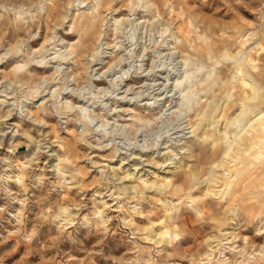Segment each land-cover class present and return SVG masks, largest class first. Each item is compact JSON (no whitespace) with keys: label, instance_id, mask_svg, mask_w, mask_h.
<instances>
[{"label":"rangeland","instance_id":"1","mask_svg":"<svg viewBox=\"0 0 264 264\" xmlns=\"http://www.w3.org/2000/svg\"><path fill=\"white\" fill-rule=\"evenodd\" d=\"M263 126L264 0H0V264H264Z\"/></svg>","mask_w":264,"mask_h":264},{"label":"bare ground","instance_id":"2","mask_svg":"<svg viewBox=\"0 0 264 264\" xmlns=\"http://www.w3.org/2000/svg\"><path fill=\"white\" fill-rule=\"evenodd\" d=\"M105 25V24H104ZM91 28V27H90ZM92 29L94 30V29H96V25H94L93 24V26H92ZM101 33V32H100ZM90 34V33H89ZM91 35V34H90ZM99 37V36H98ZM102 36L100 35V37H99V39H98V41H97V44H96V46L97 47H95L96 49H97V51L99 50V48H100V41L99 40H101L102 41ZM93 39V38H92ZM85 42V43H84ZM83 43H84V45H83V47L82 48H87V47H90L91 46V37L89 38V36H85V39L83 40ZM87 43V46H85V44ZM82 48L80 49L79 47L78 48H76V52H77V55H79V56H81L82 54H83V50H82ZM78 49V50H77ZM87 50V49H86ZM94 51H95V49H94ZM245 115H246V111L245 110H243V109H241V114L236 118V122H237V120H241V118H245ZM240 123V122H239ZM237 125V124H236ZM263 128H264V126H263ZM228 156V153H226L224 156H223V159H225L226 157Z\"/></svg>","mask_w":264,"mask_h":264}]
</instances>
